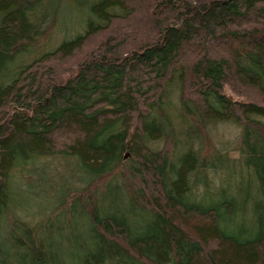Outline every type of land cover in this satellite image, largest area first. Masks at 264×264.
Here are the masks:
<instances>
[{
  "label": "trees",
  "instance_id": "1",
  "mask_svg": "<svg viewBox=\"0 0 264 264\" xmlns=\"http://www.w3.org/2000/svg\"><path fill=\"white\" fill-rule=\"evenodd\" d=\"M137 2L0 0V264H264V0Z\"/></svg>",
  "mask_w": 264,
  "mask_h": 264
},
{
  "label": "rangeland",
  "instance_id": "2",
  "mask_svg": "<svg viewBox=\"0 0 264 264\" xmlns=\"http://www.w3.org/2000/svg\"><path fill=\"white\" fill-rule=\"evenodd\" d=\"M143 2V0H142ZM142 2H137L134 4H131L133 7L136 8H142L143 4ZM139 9V10H140ZM141 15L138 13V16ZM137 16L136 20H132L130 19L129 21H124V22H117L115 24V26H118L119 29H124L123 26L124 24H126L127 26H133L134 29L132 31H130V29H126L127 33H130L132 36L134 35L135 30L138 31L137 35L140 33L143 34V37L146 38L148 36H154L155 33L151 30V27L144 25L143 24V28L140 27L138 24V21L140 20L139 17ZM75 22V21H74ZM76 24V23H75ZM62 29H63V25L62 24H57L55 27H53L52 29H50V31L48 32V34L43 37V39L41 40L40 45H47L49 46V48L51 50H54L61 42H62ZM76 31H82L83 28L81 26L76 25L75 26ZM118 30V29H117ZM74 31V29H73ZM73 35V34H72ZM71 35V36H72ZM101 38V37H98ZM98 38H94L93 40H90V43H88V45L83 48L78 54H76V56L72 57L71 59H69L68 61L62 62L60 65L61 67V73H62V77L63 76H67L69 74V72H71L73 70V68H76L77 64H78V60L79 59H83L84 55L91 52L92 49L96 48L99 44V39ZM59 66V65H58ZM253 97V96H252ZM241 127L237 124H234L232 122H225V123H218V124H210L206 130V134H205V144L201 143V145L203 146L202 149L205 150L206 154H210L211 152L218 150H222V149H234V145L236 144V142L239 139V136L241 134ZM162 145V143H161ZM160 145V146H161ZM200 147V144H197V148ZM235 154V153H234ZM130 153L127 152L126 154V159H128L130 157ZM32 220H34L33 218H31Z\"/></svg>",
  "mask_w": 264,
  "mask_h": 264
}]
</instances>
